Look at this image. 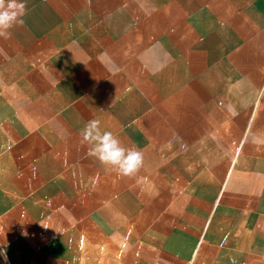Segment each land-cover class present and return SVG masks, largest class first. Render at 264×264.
<instances>
[{"label": "crops", "instance_id": "crops-1", "mask_svg": "<svg viewBox=\"0 0 264 264\" xmlns=\"http://www.w3.org/2000/svg\"><path fill=\"white\" fill-rule=\"evenodd\" d=\"M25 2L0 38V264H264V0ZM92 119L136 175L89 155Z\"/></svg>", "mask_w": 264, "mask_h": 264}, {"label": "clouds", "instance_id": "clouds-1", "mask_svg": "<svg viewBox=\"0 0 264 264\" xmlns=\"http://www.w3.org/2000/svg\"><path fill=\"white\" fill-rule=\"evenodd\" d=\"M26 15L25 0H0V38L10 39L13 28L24 26ZM100 125V120L92 119L81 130V141L89 146V155L102 165L110 166L119 176L136 175L143 166L142 151L123 146L117 136L110 131H102Z\"/></svg>", "mask_w": 264, "mask_h": 264}]
</instances>
